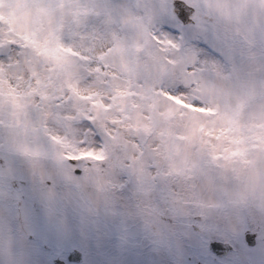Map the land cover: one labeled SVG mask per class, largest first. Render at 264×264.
I'll use <instances>...</instances> for the list:
<instances>
[{"label":"snow or ice","instance_id":"6c2138e0","mask_svg":"<svg viewBox=\"0 0 264 264\" xmlns=\"http://www.w3.org/2000/svg\"><path fill=\"white\" fill-rule=\"evenodd\" d=\"M0 264H264V0H0Z\"/></svg>","mask_w":264,"mask_h":264}]
</instances>
